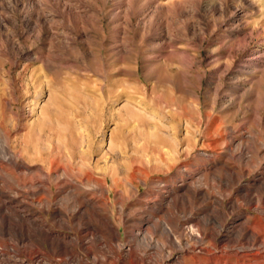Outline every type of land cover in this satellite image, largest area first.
I'll list each match as a JSON object with an SVG mask.
<instances>
[{
	"label": "rangeland",
	"instance_id": "1",
	"mask_svg": "<svg viewBox=\"0 0 264 264\" xmlns=\"http://www.w3.org/2000/svg\"><path fill=\"white\" fill-rule=\"evenodd\" d=\"M263 217L264 0H0V264H258Z\"/></svg>",
	"mask_w": 264,
	"mask_h": 264
},
{
	"label": "bare ground",
	"instance_id": "2",
	"mask_svg": "<svg viewBox=\"0 0 264 264\" xmlns=\"http://www.w3.org/2000/svg\"><path fill=\"white\" fill-rule=\"evenodd\" d=\"M233 138V137H232ZM230 141V140H229ZM232 144V143H231ZM243 146V145H242ZM240 149H242L241 151H243L244 149L243 148H240ZM246 149V148H245ZM242 153V152H241ZM52 166V165H51ZM60 166V165H59ZM51 168V167H50ZM59 168V167H58ZM54 169V168H53ZM53 169H51V170H53ZM49 170V169H48ZM50 170V171H51ZM55 170V169H54ZM49 171V172H50ZM58 171V170H57ZM66 171H68V170H66ZM72 171V170H71ZM41 172V171H40ZM40 172H38L39 174H40ZM37 173V174H38ZM76 173V172H75ZM56 175V174H55ZM61 176L63 175V174H60ZM86 175V174H85ZM37 176H39V175H37ZM44 176H46V175H44ZM48 176V175H47ZM50 176V175H49ZM70 176V175H69ZM94 176V175H93ZM54 177V176H53ZM113 177H115V176H113ZM37 178H39V177H37ZM36 178V179H37ZM64 178H65V176H64ZM67 178H69V177H67ZM48 179H49V177H47V178H45L44 180H38L37 182H39L40 184H42V185H47V184H49V181H48ZM51 179V178H50ZM61 179V178H60ZM107 180V179H106ZM53 181H55L54 179H53ZM74 183V182H73ZM73 183H72V185H73ZM77 183V182H76ZM108 184V183H107ZM116 184V183H115ZM76 185H78V184H76ZM58 186V185H57ZM75 186V185H74ZM91 186V185H90ZM25 187V186H24ZM50 187V186H49ZM63 187V186H62ZM100 187V186H99ZM101 190H103V191H105V192H108V188H106L107 186L106 185H104V182H102V185H101ZM172 187V186H171ZM15 188V187H14ZM48 188V187H47ZM95 188V187H94ZM45 189V188H44ZM51 189V188H50ZM98 189V188H97ZM176 189V188H175ZM22 190V189H21ZM35 191V190H34ZM66 191V190H65ZM95 191V190H94ZM152 191V190H151ZM14 192V191H13ZM46 192V191H45ZM64 192V191H63ZM77 192V191H76ZM102 192V191H101ZM28 193V192H27ZM21 194V193H20ZM22 194H25V193H22ZM50 194V193H49ZM60 194H61V192H60ZM8 195H10V194H8ZM15 195V194H14ZM42 195H43V193H42ZM44 195H46V194H44ZM51 195V194H50ZM6 196V195H5ZM16 196V195H15ZM18 196H19V193H18ZM75 196V195H74ZM78 196V195H77ZM92 196V195H91ZM102 196V195H101ZM51 197V196H50ZM96 197V196H95ZM103 197V196H102ZM10 200L9 201H11V202H16V199L17 198H14V197H8ZM41 199V198H40ZM77 199V198H76ZM104 199V198H103ZM107 199V198H106ZM47 200V199H46ZM84 200V199H83ZM99 200V199H98ZM148 200H149V198H148ZM163 200V199H162ZM25 201V200H24ZM44 201V200H43ZM105 201V200H104ZM146 201V200H145ZM94 203L95 202V200L94 199H90V201H89V203ZM110 202V201H109ZM148 202V201H147ZM260 202V201H259ZM46 203V202H45ZM54 203V202H53ZM76 203V202H75ZM78 203H79V201H78ZM104 203H106V202H104ZM156 203V202H155ZM258 203V202H257ZM44 204V203H43ZM85 204V203H84ZM100 204V203H99ZM260 204H262V203H260ZM98 205V204H97ZM101 205V204H100ZM164 205V204H163ZM44 206V205H43ZM80 206V205H79ZM99 206V205H98ZM262 206V205H261ZM81 207V206H80ZM79 207V208H80ZM97 207V206H96ZM250 207V206H249ZM259 207V206H258ZM30 208V207H29ZM78 208V209H79ZM147 208V207H146ZM154 208V207H153ZM77 209V210H78ZM92 209V208H91ZM148 209V208H147ZM259 209H260V207H259ZM20 210V209H19ZM27 210V209H26ZM56 211V210H55ZM91 211V210H90ZM261 211H263V210H261ZM75 212V211H74ZM92 212V211H91ZM99 212V211H98ZM74 214V213H73ZM58 215V214H57ZM263 216V215H262ZM71 217V216H70ZM247 217V216H246ZM254 217H255V215H254ZM264 218V217H263ZM262 218V219H263ZM256 219V218H255ZM259 219V218H258ZM40 220V219H39ZM149 221V220H148ZM246 221V220H245ZM197 222V221H196ZM95 223V222H94ZM238 223V222H237ZM245 224V223H244ZM41 225H43V224H40V226ZM236 225V224H235ZM261 227H263V230H264V222L263 221H261L260 222V224H259ZM113 226V225H112ZM154 226V225H153ZM80 227H82V226H80ZM79 227V228H80ZM198 227V226H197ZM260 227V228H261ZM83 228V227H82ZM155 228V227H154ZM238 228V227H237ZM240 230V229H239ZM169 231V230H168ZM200 231V230H199ZM235 231V230H234ZM201 232V231H200ZM203 232V231H202ZM212 232V231H211ZM222 232V231H221ZM235 233V232H234ZM84 234V233H83ZM220 234V233H219ZM238 234H239V232H238ZM88 235V234H87ZM263 235L264 234H262L260 231H258L257 229H255L254 227H250V226H248V225H243L242 226V228H241V231H240V235H239V241H238V243L240 242L241 243V241H245V245H247V246H244V245H241L240 246V248L241 249H239V250H237V255L239 256V259H240V261L241 260H244V259H246L247 257H249V256H252V257H254L256 260H257V262H258V264H264V252L262 253V252H259V251H254L253 250V245H257V244H259V245H264V240L262 239V237H263ZM51 236V230L50 229H47L46 230V233L44 234V237L39 241L37 238H36V234L34 233V232H30V233H28V234H25V235H22V237H19V238H17V241L18 242H20V241H25V240H29V241H34L35 242V244H36V246H37V249L35 250V251H30L29 252V256H28V258L27 259H22L21 260V264H25L26 262H31L32 260H33V258H34V254H36L38 251H40L41 249L42 250H44V251H47V247L45 246V244H48L49 245V247H50V249H51V251L52 252H54L55 253V251L56 252H59V253H61V254H69L71 257H73L74 255H75V249H74V247H76V246H74L73 247V245H69V244H67V243H61V242H58V240H56V239H54V238H51L50 237ZM79 235H77V237H78ZM106 236V235H105ZM164 236H165V234H164ZM229 236V235H228ZM235 236V235H234ZM94 237V236H93ZM163 237V236H162ZM169 237V236H168ZM13 238V237H12ZM105 238V237H104ZM192 238V237H191ZM80 239V238H79ZM196 239V238H195ZM202 240H203V238H201ZM210 239V238H209ZM224 239V238H223ZM99 240V239H98ZM165 240V239H164ZM212 240L214 241V242H219V241H221L222 239L220 238V237H218L217 236V234L216 235H213V237H212ZM15 241V240H14ZM92 241V240H91ZM136 241H137V239H136ZM167 241V240H166ZM171 241H172V239H171ZM199 241V240H198ZM88 242V241H87ZM101 242V241H100ZM8 243V242H7ZM16 243V242H15ZM201 243V242H200ZM210 243V242H209ZM239 243V244H240ZM18 244V243H17ZM202 244V243H201ZM219 244V243H218ZM8 245V244H7ZM16 246V245H15ZM20 246V245H19ZM28 246V245H27ZM79 246V245H78ZM93 246V245H92ZM105 246V245H104ZM29 247V246H28ZM90 247V246H89ZM220 247V246H219ZM9 248V247H8ZM27 248V247H26ZM79 248V247H78ZM94 248V247H93ZM93 248H91L92 250H93ZM112 248V247H111ZM258 248V247H257ZM77 249V248H76ZM107 249V248H106ZM148 249H150V248H148ZM224 249V248H223ZM234 249V248H233ZM103 250V249H102ZM115 250V249H114ZM113 250V251H114ZM134 250V249H133ZM145 250V249H144ZM192 250V249H191ZM202 250H206L207 251V253H205V252H201V253H199V252H197L196 251V249L195 248H193V250L192 251H190V250H187V254L188 255H191V257L194 259V260H196L197 261V264H211V263H213V261H214V259H216L217 258V260H218V257H217V255H215V253H214V251H212L211 249H205V248H202ZM101 251V250H100ZM137 251V250H136ZM135 251V252H136ZM182 251V250H181ZM225 251V250H224ZM227 251V250H226ZM226 251H225V253H226ZM81 252V251H80ZM79 252V253H80ZM108 252V251H107ZM134 252V253H135ZM146 252V251H145ZM153 252V251H152ZM151 252V253H152ZM218 252V251H217ZM23 253V252H22ZM83 253V252H82ZM120 253V252H119ZM150 253V252H149ZM24 254V253H23ZM94 254V253H93ZM229 254V253H228ZM51 255V254H50ZM187 255V256H188ZM235 255V254H234ZM237 255H235V256H237ZM11 256V255H10ZM83 256V255H82ZM137 256V255H136ZM183 256V255H182ZM121 257V256H120ZM159 257V256H158ZM230 257V256H229ZM251 257V258H252ZM15 258V257H14ZM63 258V257H62ZM68 258V257H67ZM135 258V257H134ZM180 258V257H179ZM228 259V258H227ZM249 259V258H248ZM20 260V259H19ZM185 260V259H184ZM231 260V259H230ZM46 261H48L49 263H51V264H60L58 261H56V260H54V259H52V258H47L46 259ZM79 261L80 260H78V263H79ZM216 261V260H215ZM219 261V260H218ZM220 261H222V260H220ZM118 262V261H117ZM120 262V261H119ZM127 262V261H126ZM125 262V263H126ZM149 262V261H148ZM184 262V261H183ZM226 262V261H225ZM104 263H106V262H104ZM217 263V262H216ZM222 263V262H221ZM253 263V262H252ZM5 264H13V263H11V262H8V263H5ZM96 264V263H95ZM107 264V263H106ZM164 264V263H163ZM226 264H228V263H226ZM242 264H245V263H242Z\"/></svg>",
	"mask_w": 264,
	"mask_h": 264
}]
</instances>
